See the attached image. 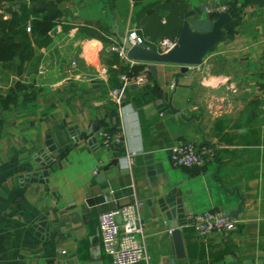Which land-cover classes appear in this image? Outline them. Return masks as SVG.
I'll use <instances>...</instances> for the list:
<instances>
[{
    "label": "crops",
    "instance_id": "0c3cea01",
    "mask_svg": "<svg viewBox=\"0 0 264 264\" xmlns=\"http://www.w3.org/2000/svg\"><path fill=\"white\" fill-rule=\"evenodd\" d=\"M23 1L5 2L0 18L10 20ZM232 2L186 0V18L216 19L208 9ZM237 7L201 65L157 64L154 100L140 102L142 89L132 86L114 104L109 89L123 72L109 71L110 45L76 27L96 21L113 41L127 36L133 0H65L48 44L31 42L0 64V264H112L98 214L135 198L144 202L150 264H264V0ZM101 129L121 131V142L105 148ZM179 140L211 143L215 158L177 166L169 148ZM241 203L235 232L202 238L187 223ZM172 221L181 224V258Z\"/></svg>",
    "mask_w": 264,
    "mask_h": 264
},
{
    "label": "built area",
    "instance_id": "2783aa9c",
    "mask_svg": "<svg viewBox=\"0 0 264 264\" xmlns=\"http://www.w3.org/2000/svg\"><path fill=\"white\" fill-rule=\"evenodd\" d=\"M227 5L215 6L208 9L210 16L217 17L221 12L228 11ZM30 30V26L27 27ZM132 43L144 44V38L136 29L128 35ZM176 41L163 38L157 42V51L167 52L172 49ZM111 51L118 53L119 58L129 67L139 63L128 58V51L121 42L116 41L110 46ZM75 66V65H74ZM151 84L149 73L142 71L121 73L118 85L111 86L109 97L118 107L122 106L126 94L133 85L143 89ZM176 83H171V90ZM159 106H164L166 101L162 98L155 100ZM98 136L105 148H114L122 140V132L119 130L101 129ZM170 159L173 164L183 167H203L208 161L215 158L216 147L207 142H193L179 140L170 148ZM144 202L135 198L130 203L116 206L98 214V230L104 252L110 257L112 264H138L152 262V255L145 240L147 223L142 216ZM187 223L194 228L196 233L206 238L214 232L232 233L239 229L240 220L234 217L230 211L218 208L208 209L193 213L188 216ZM171 232V230H170Z\"/></svg>",
    "mask_w": 264,
    "mask_h": 264
},
{
    "label": "trees",
    "instance_id": "16d2710c",
    "mask_svg": "<svg viewBox=\"0 0 264 264\" xmlns=\"http://www.w3.org/2000/svg\"><path fill=\"white\" fill-rule=\"evenodd\" d=\"M12 1L17 0H0V9L4 8L5 2ZM63 1L65 0H26L20 2L19 12H14L10 20L0 18V64L5 67L14 63L15 57L22 54V48L31 42H34L38 47L48 44L49 33L56 25V19L61 13L60 4ZM133 1L136 7L135 29L144 38V44L158 50L157 42L163 38L177 41L185 18L186 0ZM28 26H30L29 31L27 30ZM73 27L65 26L64 29L70 30ZM76 27L85 36L98 38L107 45L111 46L116 41L120 42L118 39L116 41L110 39L108 28L100 22L87 21L84 24L76 25ZM17 36L20 39H17ZM144 64L141 66L135 64L132 67L124 66L118 53L113 51L107 61L112 75L119 71L138 74L144 70L149 73L151 84L140 91L142 95L140 102L154 100L157 95V89L153 85L156 82ZM114 85H118V80Z\"/></svg>",
    "mask_w": 264,
    "mask_h": 264
},
{
    "label": "water",
    "instance_id": "95a60500",
    "mask_svg": "<svg viewBox=\"0 0 264 264\" xmlns=\"http://www.w3.org/2000/svg\"><path fill=\"white\" fill-rule=\"evenodd\" d=\"M237 3L238 0H233L231 8L228 11L221 12L216 19L205 18L189 21L186 18L188 15L186 9L180 35L175 46L167 52L154 50L146 44L132 43L129 36L120 35L119 32H116L117 38L127 49L130 60L148 65L153 80H157L158 78L157 64L161 63L178 64L181 66L182 72H187L190 66L201 65L210 50L225 40V27L231 22L232 16L238 12ZM53 32H56V29ZM171 109L173 112H177L172 106ZM42 153H44V150L39 152V154ZM241 210L242 203L231 214L234 217H238ZM180 225L177 221H172L170 224L176 258L184 256V244L179 229ZM96 263L99 264V261H96L94 264ZM171 264H175L174 259L171 260Z\"/></svg>",
    "mask_w": 264,
    "mask_h": 264
},
{
    "label": "rangeland",
    "instance_id": "374dc122",
    "mask_svg": "<svg viewBox=\"0 0 264 264\" xmlns=\"http://www.w3.org/2000/svg\"><path fill=\"white\" fill-rule=\"evenodd\" d=\"M142 63V62H141Z\"/></svg>",
    "mask_w": 264,
    "mask_h": 264
}]
</instances>
